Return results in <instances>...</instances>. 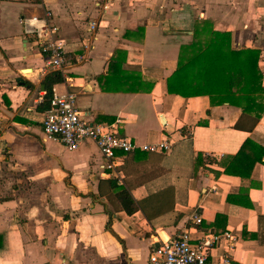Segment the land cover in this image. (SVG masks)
Returning <instances> with one entry per match:
<instances>
[{
    "label": "crops",
    "instance_id": "0c3cea01",
    "mask_svg": "<svg viewBox=\"0 0 264 264\" xmlns=\"http://www.w3.org/2000/svg\"><path fill=\"white\" fill-rule=\"evenodd\" d=\"M46 10L71 56L52 92L74 90L80 111L118 120L138 144L169 139L167 152L117 151L108 171L94 141L67 149L44 135L42 80L56 70L26 30ZM205 20L230 34L231 48L259 49L264 86V0H0V264H148L158 242L184 229L229 230L232 264H264V164L247 177L218 164L246 138L264 148V111L253 121L166 87L180 46ZM121 188L137 203L132 213Z\"/></svg>",
    "mask_w": 264,
    "mask_h": 264
},
{
    "label": "built area",
    "instance_id": "2783aa9c",
    "mask_svg": "<svg viewBox=\"0 0 264 264\" xmlns=\"http://www.w3.org/2000/svg\"><path fill=\"white\" fill-rule=\"evenodd\" d=\"M51 11L46 10L42 18L33 16L29 19L40 53L44 57L45 67L60 71L69 63L71 56L65 49V40L59 36V28L51 22ZM97 28L96 20L88 21V30L92 39ZM89 49V44L83 46ZM89 51V50H88ZM83 54L79 59L88 57ZM76 92L66 90L63 93L52 92L49 106L45 110L41 125L48 138L57 139L65 148L75 149L84 140H92L104 159L101 168L114 171L118 166L117 151L133 152L135 149L148 152H167L172 142L163 138L153 143L138 144L130 137L119 132V121L107 124L92 121L87 113L76 105ZM192 220L198 224L201 216L194 212ZM236 237L229 230L222 232L195 229L179 231L167 240L158 242L148 257V264H232L231 251ZM221 248L219 253L214 250Z\"/></svg>",
    "mask_w": 264,
    "mask_h": 264
},
{
    "label": "trees",
    "instance_id": "16d2710c",
    "mask_svg": "<svg viewBox=\"0 0 264 264\" xmlns=\"http://www.w3.org/2000/svg\"><path fill=\"white\" fill-rule=\"evenodd\" d=\"M259 53L257 48L233 49L229 33L213 30L209 21L197 22L192 40L180 46L177 66L166 79L167 91L184 97L207 95L212 105L227 102L240 107L256 121L264 111ZM63 80L58 71L44 77V108L49 105L52 86ZM255 162L264 164V148L246 138L234 155L218 164L225 174L247 177ZM213 172L215 175L220 173L218 170ZM116 196L127 213L138 208L126 189L118 190Z\"/></svg>",
    "mask_w": 264,
    "mask_h": 264
}]
</instances>
